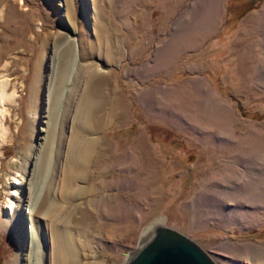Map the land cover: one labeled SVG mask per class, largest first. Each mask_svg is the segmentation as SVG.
Returning <instances> with one entry per match:
<instances>
[{"label":"rangeland","instance_id":"1","mask_svg":"<svg viewBox=\"0 0 264 264\" xmlns=\"http://www.w3.org/2000/svg\"><path fill=\"white\" fill-rule=\"evenodd\" d=\"M89 1L92 2V0ZM201 1L131 0L130 3V0H94L92 3L97 5L96 11H98L99 39L104 43L103 47L108 48L109 54L112 46L115 48V55H117L116 61L111 62L105 59L101 52L102 48L94 51L90 47L89 29L83 15L86 10L82 8L84 0H66V3L69 4L68 7H62V0H0V77L6 82L4 86L5 98L2 105L0 104V202H2L0 204L3 209H5L6 202L10 199V193L14 189L11 180L26 164L30 149L35 143L38 149L35 154L38 159L35 167L37 174L34 177L35 194H37V190H42L40 203L44 202L45 197L51 198L55 173L59 170V165L63 163L69 149L68 132L70 131L66 132L67 125L72 126L73 121L77 123L78 118H81V122L83 118L88 130L85 129L86 132L83 131L82 134L74 137L77 143L74 142L73 145L76 143L75 151L77 153L80 152V144L77 140L87 142L86 133L93 131L91 130V120H93L98 136L102 135L101 138L105 139L100 145L104 144L103 148L106 150L108 148L106 142L111 144V160L114 159L113 157L123 155L129 146L138 143L143 134L147 136L148 157L159 161L164 168L160 175L157 171L153 173V181L148 180L145 171L136 172L138 181H136L134 189L130 180H127L130 172L107 171L106 167L111 166L110 161L107 160L106 154H100L102 150L101 147L100 149L98 147V153L95 154V157H90L88 166H86V170H83V173L81 166L73 169L72 180H81L84 191L81 192L82 198L79 196L77 200L65 204L62 219L65 225L63 223L62 225L77 227L80 232L84 233L87 240L96 238L91 252L93 255L82 257V264L93 262L121 264L128 253L139 246V240L147 227L168 225V223L172 228L181 230L187 237H191L197 244H200L217 264H225L224 257L233 256L235 258L238 254L237 246L224 249L225 251L221 253L220 250H216V247L225 240H230L233 245L237 244L238 246L258 243L264 246V223L251 226L244 224V226L222 221L216 218L217 214H214L216 219L209 217L211 212L213 213L212 208L214 207L211 198L212 192L217 190L213 185L219 184L221 181L222 184H228L229 178L239 175V166L251 167L249 164H252V160H254L258 162L257 167H259V158L264 159V86L174 87L170 85H179L175 82L183 80L185 76L176 74L174 79L171 78L174 68L170 72L168 71V79H165L166 82L163 81L164 84L160 79L165 75L162 72L169 66L168 64L161 65L156 72L144 74L137 72L139 77L136 74L129 76L126 74L127 69L143 67L146 59L156 53L157 43L160 40L170 39L171 34L176 36L173 37L174 41L168 47L163 44V57L172 63L173 59H177L179 54H182L179 42L184 39V35H193L191 31L194 28L196 31L202 30V28H183L179 31L176 28L178 19H190L194 21L195 25L201 26L200 23H204L205 19L211 21L213 38L206 46V50L208 49L209 54L219 57L220 60L225 56H234L232 54L237 48H234L233 45L236 42L239 46L237 50L239 53H236L241 57L242 53L250 52L249 55H252V52L255 54L264 52V48L260 46L264 42V0ZM194 6L196 7L194 8ZM189 8L192 12L190 11V14L186 16L185 13ZM125 9L130 10L131 19L129 20L134 25L130 29L126 28L125 21H122L125 19ZM169 10L172 12L168 16ZM126 17L128 18L127 15ZM174 28H176V32H172ZM60 35L70 36L78 41L79 57L82 64H98L103 69L87 85L82 76L78 74V67H73L71 70V66L68 75H65V81L59 84L58 75L62 69H65V54L61 52L56 63L58 58L54 54L51 44L58 41ZM159 35V39H152L153 36ZM136 40L139 42L135 43ZM121 42L122 44H120ZM115 43L117 44L115 45ZM123 46L128 49V52ZM132 46L137 48V52L134 53ZM206 50L203 51V54L207 53ZM132 56L134 57L132 58ZM187 58L186 56L188 63L191 61L190 59H193L189 58L188 60ZM104 59L107 61L106 63ZM207 76L210 77L213 84H218L222 78L215 71L214 65L209 68ZM154 80L157 81L154 82ZM158 80L161 83L157 86L163 87L168 84L167 86L173 88L169 95H172L175 101L173 107L178 116L181 114V106L184 104L186 118L190 116V119H195L199 114L194 112L195 108H202L203 105L212 102L215 107L213 109L211 107V111L207 112L201 110V117L198 116L197 120L202 125L198 123L199 126L196 127L195 122L186 125L199 135H212L219 138L220 142L211 140L214 143L211 146L213 149L205 150L202 145L199 146L198 142L195 145L187 139V137L190 138L188 134H185L186 137L178 134L173 128L151 121L142 113L141 103L135 97V92L142 91L145 84L149 83V86L152 83L156 84L159 82ZM47 82H49V87ZM50 96H52L51 100ZM110 98L121 102L127 112L125 116L119 114L114 119L112 114L111 118H105V115L109 114ZM178 101H180V105L177 107ZM222 101H225L229 106L226 107ZM90 102L93 104L91 105ZM223 104L227 111L224 110L220 114L218 110L223 107ZM76 109H80L78 117L75 116ZM111 109L112 112L117 113L115 107L111 106ZM210 115H212L211 118ZM178 118H173V121L179 123ZM209 119L211 120L209 121ZM109 120L112 126L106 128L109 126V123L106 122ZM208 127H211L210 130ZM199 129H204L203 131L208 134L199 131ZM212 131L217 133L213 134ZM228 135L231 136V140ZM35 136H39V139H35ZM220 143L228 146L220 148L218 147ZM235 154H240L241 158H235ZM245 156H251V159L244 162ZM219 168L222 169L219 170L218 175L212 176ZM157 175L161 178L160 187L168 193H171L172 187L181 181L183 186L179 196L176 197L174 193L170 196V194L161 191L156 184ZM118 176L121 178L122 184L130 189L133 188L134 192H138L142 208L139 216L142 217V222L135 225V229H138L135 234L130 232L129 228L112 232L110 226H104L112 218L111 192L107 190L106 185L94 196L86 195L92 184L102 181L107 183ZM210 178L213 181L210 190L200 201H197L196 209H190L198 215L194 222L195 227H192L193 215L191 216L186 210L187 205L192 196ZM77 182L75 185L78 184ZM154 190H157L158 193ZM91 192L89 193L92 194ZM149 192L155 195L148 196ZM115 195L118 194L114 193L113 199ZM130 196L131 192L125 194L126 199ZM91 197L99 200V204L103 198L107 203L105 215L109 219L105 218L103 225H98L99 215L89 206ZM152 199L157 203V206L155 205L153 208L150 207V205L153 206ZM162 199H165L164 205L159 212L158 210L161 208L159 202ZM128 207H125L124 212L121 211L119 214L130 217L131 211ZM38 217L47 220L42 215H38ZM20 241L14 229L0 224V264H15L17 255L23 249ZM44 249L41 247L42 255ZM115 251H119L120 255ZM42 255H39V259L43 262L44 256ZM252 263L246 262L245 264Z\"/></svg>","mask_w":264,"mask_h":264},{"label":"bare ground","instance_id":"2","mask_svg":"<svg viewBox=\"0 0 264 264\" xmlns=\"http://www.w3.org/2000/svg\"><path fill=\"white\" fill-rule=\"evenodd\" d=\"M92 2H94V0H92ZM92 2L90 3L89 0H84V5L82 7L86 10L83 15L85 16L84 20L86 22V26L89 29L88 38L90 41V47L91 49H94V51H98L99 48H102L103 51L101 52L103 53L105 59L110 61L112 58L111 53L109 54L108 48L105 49L103 47L104 43L101 42V39H99L100 36L97 31V5L93 4ZM68 5L69 4L66 3V0H62V7H68ZM195 7L196 6H194V8ZM71 9L72 8L70 7L69 10L71 11ZM118 10L121 12L119 8ZM125 18L127 17L125 16ZM206 20L207 19L204 21ZM92 35L93 37H91ZM51 47L52 50H54V54L57 56V58L58 56L60 57L61 52H64L65 54V69H62L58 75L59 84H62L65 81V75H68L67 73L70 66L71 70L73 67H78V74L82 76L86 85L94 76H98V74L103 71L101 66H98V64L95 65L92 63H81L78 51V41L73 39V37H63L60 35L59 40L52 43ZM58 60L59 58L56 59V63ZM56 69H58L57 66ZM56 69L54 70V75L56 73ZM5 83L6 82L2 79V77H0V104L3 103V99L5 98ZM47 85L49 87V82H47ZM51 99L52 96H50V100ZM90 103L91 105L93 104L92 102ZM207 111L208 108L203 110V112ZM79 113L80 109H76L75 116L78 117ZM80 119L81 118H78L77 123L76 121H73V125L71 124L72 126L70 127L67 125L66 132L67 130L70 131L68 132V136L70 138V143L68 145L69 149L67 151V155H64L66 158H64L62 161L63 163H60L59 165V170H57V172L55 171V181L54 187L51 190V198L45 197L46 200L43 199L44 202L40 203L42 190H37V194H35L34 188L36 185L34 177H36L37 174L35 172V167L38 163V159L35 156L38 149L35 143L30 149V154L27 158L26 164L23 165L22 170L18 172L17 175L11 180V184H13L14 189H12L10 193V199L7 200L5 209H3V206L0 204V224L14 229L21 240L20 242L23 248L22 251L17 255L15 264H82V257L86 258L93 255L91 252L94 248V242L96 238L87 240L84 236V233L80 232V229L70 225L64 226L65 222L63 223L64 220H62L65 204L71 203L72 200H77L79 196L81 197V192L84 191V188L81 186V180H72L74 177L72 171L76 167L81 166V171L83 173V170H86V166H88V162L92 155L90 152V148L93 146L91 145V140L88 142H82L80 139L77 140L80 144V152L77 153V151H75L77 142L75 141L74 137L78 134H82L85 129L88 130L87 124L84 123L85 121H83V118L82 122ZM197 126H199V124H196V127ZM203 130L204 129H199V131L206 133ZM212 132L213 134L217 133L216 131ZM228 136L231 140V136ZM35 139H39V136ZM74 142H76L75 145H73ZM72 145L74 146L73 148ZM234 157L241 158L240 154H235ZM250 159L251 156H245L244 162H247ZM258 161L260 164L259 167H257L258 162L254 160H252V164H249L248 162L251 167L246 165L239 166V175L229 178L228 184H222V181L221 183L217 181L219 184L213 185L216 186L217 189L212 192L211 196L213 199L212 204L215 208H212L213 213L211 212L209 217L231 222V224H248V226L264 223V166L261 165H264V159L259 158ZM221 169L222 168L217 169L212 176H217L219 170ZM211 178L199 188L187 205L188 208L186 210L189 211L191 216L193 215V222H191L192 227H195L194 222H196L198 215L196 212H193L190 209H196L198 207L197 201H200L202 197L208 193L207 191L210 190V187L213 184ZM75 182L78 184L75 185ZM203 186H205L204 189H206L205 193L203 191ZM89 192H91V190H88L86 195H90ZM214 214H217L216 218L214 217ZM38 215H42L43 218H46L47 220L38 217ZM62 223L64 225H62ZM150 227L145 229V232L143 233V239H145L146 234L149 233ZM231 246L238 247V254L235 256V258L233 256H223L225 264H245L246 262H258L257 264H264V246L259 245V243L243 244L238 246L237 244L233 245L230 240H225L220 246L216 247V250H220L221 253L225 251L224 249H229ZM41 247L45 248L43 250V255L41 254ZM39 255L44 256L43 262L39 259ZM88 264L98 263L93 262Z\"/></svg>","mask_w":264,"mask_h":264},{"label":"crops","instance_id":"3","mask_svg":"<svg viewBox=\"0 0 264 264\" xmlns=\"http://www.w3.org/2000/svg\"><path fill=\"white\" fill-rule=\"evenodd\" d=\"M131 3V0H130ZM125 11V16L127 15L128 18H125L124 20H122L125 24L126 28H131L134 25L130 22L129 19H131V16L129 15V11L130 10H124ZM190 11L192 12V10L189 8V10L185 13V15H189ZM172 10L168 11V16L171 14ZM131 13V12H130ZM185 17V16H184ZM128 19V20H127ZM129 21V23L127 22ZM176 28L177 30L179 29H183V28H194V27H201V30H194L196 28H194L191 32L193 33V35H184V39L182 41H177L180 44V50H182V54H179L180 56L177 59H173L171 62L169 63V60H165V58L163 57L164 53V49H163V44L166 45V47H168L174 40L173 37L176 35L171 34L172 37H170V39L164 41V40H160L157 43V51L156 53H153L152 56H149L146 60L145 65L139 66L138 68H131V69H127L126 70V74L132 75V74H136L137 72H142L144 73H152V72H156L157 69L162 65V66H166L167 64L169 66H167L165 68V70H163L162 73H164V76H161V81H165V79H168L167 74L170 72V70L174 69L175 70L171 73V78H175L176 74H181L184 75L185 78L183 80L177 81L175 83H179V85L175 86V85H170V86H174V87H183V86H187V87H196V86H200V87H208V86H213V87H221V86H226V87H234V86H239V87H247V86H252V87H260V86H264V52H259L257 54L255 53H251L252 55H249V53H242V57L237 54L236 52H238L237 50L239 49V46L237 45L238 42H236L233 47L237 48L235 50V53L232 54L234 56L232 57H227L225 56V58L223 57L221 60L219 57H214L212 56V54H209V52L206 50V46L209 44V42L212 41V23L211 21L207 20L204 21V23H202L201 25H195L194 21H191L190 19H183L180 20L178 19V21L176 22ZM128 24V25H127ZM204 25V26H203ZM176 28L173 29L172 32H176ZM180 31V30H179ZM201 32V33H200ZM178 33V31H177ZM152 37V36H151ZM159 36H153L152 39H159ZM224 37V36H223ZM139 41L136 40L135 43H138ZM227 42V40H226ZM228 43V42H227ZM117 43H115L116 45ZM122 44V42L120 43ZM184 45V46H183ZM186 45V46H185ZM260 46H262V48H264V42H262V44H260ZM124 47V46H123ZM134 53L137 52V48L135 46H132ZM111 62L116 61L117 59V55H115V48H113L111 46ZM125 51L128 52V49L125 48ZM184 50V52H183ZM206 50L207 53L203 54V51ZM125 52V53H126ZM246 52V51H243ZM239 53V52H238ZM249 55V56H248ZM186 56L188 57L187 59L189 60V58H193L190 59L192 63H188L186 60ZM248 56V57H246ZM134 56H132L133 58ZM104 58V57H103ZM167 59V58H166ZM105 60V59H104ZM107 61L105 60V63ZM211 65H214L215 67V71L218 72L220 74V76L222 77L221 80L219 81V83L217 84H213L212 80L210 79V77L207 76L208 70L211 67ZM155 67V68H154ZM169 67H172L169 69ZM169 69V70H168ZM135 71V73H133ZM169 71V72H168ZM139 77V74H136ZM160 77V76H158ZM157 80H154V82ZM159 81V80H158ZM166 82V81H165ZM159 83H161L160 81L157 82L156 84L152 83L150 86L148 84H145L144 88H142V91L139 92H135V97L140 101V107H141V111L142 113H144V115L147 116V119L151 120V121H156L159 122L161 125H164L166 127H171L173 128V130L175 132H177L178 134H182L183 136L186 137L185 134H188L190 138L187 137V139L191 140L195 145L199 144L202 145V147L206 150L207 148H211L213 149V144L211 140H216L218 142L219 138H216L212 135H208V136H202L197 134L196 132L192 131V128L189 127L186 124L189 123H194V124H200L202 125L201 122H199L197 119L198 116H200L201 114V110H204L205 108H208V110L212 109L215 107L211 104L208 105H203L202 108H195L194 112H198V116L197 118L193 119V122L191 121L192 119H190V116H188L186 118V114H185V108L183 106L182 107V112L181 114L178 116V113H176L173 105H175V101L172 98V95H169V93L171 92V90L173 89L170 86L164 85L163 87L161 86H157ZM164 83V82H163ZM172 83V82H170ZM169 83V84H170ZM165 84V83H164ZM167 87V88H166ZM169 87V88H168ZM118 88V87H117ZM93 97V96H91ZM95 98V97H94ZM110 103H109V114L105 115L106 117H110L113 114V117L115 119L116 115L121 114L122 116L126 115V110L124 107H122L121 102L118 100H116L115 98H110ZM97 100V99H96ZM211 101V100H210ZM209 101V102H210ZM161 102V103H160ZM225 103L226 107L229 106L225 101H222ZM113 103V104H112ZM178 105H180V101H178V104L176 105L178 107ZM111 106L115 107V112H112L113 110L111 109ZM94 107V106H93ZM92 107V108H93ZM224 104L223 107H220L218 112H220V114H222L224 112ZM204 108V109H203ZM211 111V110H210ZM227 111V109L225 110ZM93 112V111H92ZM95 113V112H94ZM102 116V115H100ZM179 117V118H178ZM201 117V116H200ZM210 118L212 117V115L209 116ZM173 118H178V122L179 123H175L173 121ZM103 119V118H102ZM113 119V120H114ZM96 120V118H95ZM211 119H209L210 121ZM97 121V120H96ZM107 121V120H106ZM105 121V122H106ZM104 122V123H105ZM186 122V123H185ZM103 123V124H104ZM109 123L106 128H110L111 125V121L109 120ZM184 123V124H183ZM91 130H93L92 132L89 131V133H86L87 135V142L91 140V148H90V152H91V156L95 157V154L98 153L97 148L101 147L102 152L100 154H106L107 155V160L110 161L111 166L106 167L108 168L107 171H119V172H130V176H126L127 180H130V184L133 185V188H136V184L138 181V177L136 176V172L138 171H145L147 174L146 177L148 178V180H154V178L152 177L153 173H155L156 171L159 172V175L161 173V171H163L164 168H162V164L157 161V160H152L150 159L149 156V147H148V142H147V136L145 135H141L140 136V140L138 143H136L134 146H129V148L126 149L125 153L119 157H113L114 159L111 160V155H112V147L111 144L108 142H106V145L108 148H106L107 152H104L106 150H104V144L100 145V143L102 144V141H104V138H101L98 136L97 134V130L95 129V124L93 122V120H91ZM211 127H208V130H210ZM105 129V128H103ZM191 132V133H190ZM235 133V132H234ZM93 138V139H92ZM101 141V142H99ZM108 141V140H107ZM95 144V145H94ZM221 145V146H220ZM220 145H218V147H225L228 146L227 144L224 143H220ZM96 151H95V150ZM99 154V155H100ZM159 175H157L156 178V184L158 186V188L162 190V188L160 187V182H161V178H159ZM129 184V183H128ZM105 185L107 186V190H109V192H111V202H112V206H111V215L112 218L108 221L109 223L104 224L105 223V218L106 217V210H105V206L107 205V203L105 202V199H101V202L99 204V200L95 199L94 197H91V199H89V201H91L90 203V208L92 209V211L96 212V214L99 215V218L97 219L98 225H103L104 226H110L112 228V232L114 231H123L126 230V228L131 229V230H135V231H131L130 232H134L137 233L138 229H135V225L137 223H141L142 222V217L140 218L139 216V212L142 209L139 203V199H138V192H134L133 188H128L126 187L124 184H122V180L121 178L115 177L112 178L111 180H109L107 183L105 181H102L101 183L98 184H92L90 189L92 190V194L90 195H95L97 193H99V191H102L103 188H105ZM182 183L181 181L178 182L175 186L172 187L171 193H168L167 191H163L165 194H171L174 193L176 194V197L179 196L181 189H182ZM89 189V190H90ZM157 191V190H154ZM128 192H131V196L126 199L125 198V194H127ZM116 193L118 195H115V198L113 199L112 195ZM158 193V191H157ZM148 196H152L154 193L149 192ZM155 195V194H154ZM169 196V197H170ZM175 196V195H174ZM172 196V197H174ZM167 197V198H169ZM165 199H162L159 202V205H161L160 210H158L159 212L161 211V209L163 208V201ZM137 201V202H136ZM151 203H153V206L150 205L151 208L155 207V205L157 206V203H155V201L152 199ZM149 203V204H151ZM155 203V204H154ZM129 206L128 208L131 211V216L128 217L126 215L123 214H119V212L123 211L125 209V207ZM160 207V206H159ZM124 212V211H123ZM138 216V217H137ZM109 219V218H108ZM106 219V220H108ZM156 219V218H155ZM138 225V224H137ZM168 225L171 227V224L168 223ZM111 232V233H112ZM113 241V240H111ZM116 254H119V251L116 252ZM117 255V257H119ZM118 260V259H116ZM115 261V260H114Z\"/></svg>","mask_w":264,"mask_h":264},{"label":"water","instance_id":"4","mask_svg":"<svg viewBox=\"0 0 264 264\" xmlns=\"http://www.w3.org/2000/svg\"><path fill=\"white\" fill-rule=\"evenodd\" d=\"M146 238L128 253L121 264H217L207 252L181 230L152 225Z\"/></svg>","mask_w":264,"mask_h":264}]
</instances>
